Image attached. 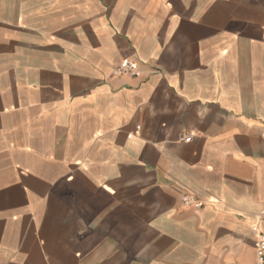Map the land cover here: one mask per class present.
Returning <instances> with one entry per match:
<instances>
[{"label": "crops", "instance_id": "0c3cea01", "mask_svg": "<svg viewBox=\"0 0 264 264\" xmlns=\"http://www.w3.org/2000/svg\"><path fill=\"white\" fill-rule=\"evenodd\" d=\"M263 210L264 0H0V264H257Z\"/></svg>", "mask_w": 264, "mask_h": 264}, {"label": "built area", "instance_id": "2783aa9c", "mask_svg": "<svg viewBox=\"0 0 264 264\" xmlns=\"http://www.w3.org/2000/svg\"><path fill=\"white\" fill-rule=\"evenodd\" d=\"M116 74H129L137 75L138 74V64L135 61L129 59H123L115 69ZM192 138L191 134H185L182 136L183 141L189 142ZM183 204L191 207H201L202 203L198 201L194 196L185 195L182 199ZM264 216V210L262 211ZM252 230L256 232L257 239L255 243L256 251V263L264 264V231L261 230L257 225L252 227Z\"/></svg>", "mask_w": 264, "mask_h": 264}]
</instances>
